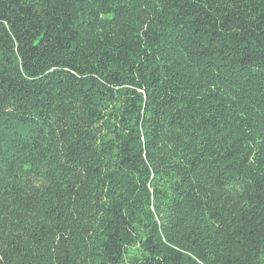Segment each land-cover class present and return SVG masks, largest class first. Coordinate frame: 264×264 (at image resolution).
<instances>
[{
  "label": "trees",
  "instance_id": "1",
  "mask_svg": "<svg viewBox=\"0 0 264 264\" xmlns=\"http://www.w3.org/2000/svg\"><path fill=\"white\" fill-rule=\"evenodd\" d=\"M0 264H264V0H0Z\"/></svg>",
  "mask_w": 264,
  "mask_h": 264
},
{
  "label": "rangeland",
  "instance_id": "2",
  "mask_svg": "<svg viewBox=\"0 0 264 264\" xmlns=\"http://www.w3.org/2000/svg\"><path fill=\"white\" fill-rule=\"evenodd\" d=\"M137 248V246H134V247H132V250H135Z\"/></svg>",
  "mask_w": 264,
  "mask_h": 264
}]
</instances>
